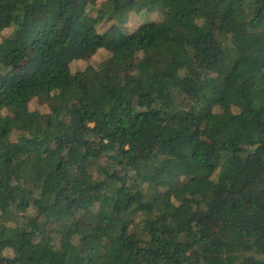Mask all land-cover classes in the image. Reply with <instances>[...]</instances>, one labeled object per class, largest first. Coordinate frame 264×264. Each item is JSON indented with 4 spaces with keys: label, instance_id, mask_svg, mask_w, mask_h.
<instances>
[{
    "label": "trees",
    "instance_id": "16d2710c",
    "mask_svg": "<svg viewBox=\"0 0 264 264\" xmlns=\"http://www.w3.org/2000/svg\"><path fill=\"white\" fill-rule=\"evenodd\" d=\"M0 38V264H264V0H0Z\"/></svg>",
    "mask_w": 264,
    "mask_h": 264
},
{
    "label": "rangeland",
    "instance_id": "374dc122",
    "mask_svg": "<svg viewBox=\"0 0 264 264\" xmlns=\"http://www.w3.org/2000/svg\"><path fill=\"white\" fill-rule=\"evenodd\" d=\"M133 13V14H132ZM132 14V15H131ZM129 18H127V21L124 23V26L122 28L123 33L131 34L135 32L139 26L144 23H150V22H156L161 20L162 14L156 11H143L140 14L136 13L135 11L131 12L128 15ZM114 25V22L111 20L106 19L103 21L102 24L98 26V31L100 32H107L110 33L111 35V27ZM2 39L0 38V41ZM106 49H101L94 57L92 60H88L86 57L83 60L75 61L73 64V70L76 69H85L89 64H97L98 62H101L107 55L105 51ZM29 214H33V212H28ZM28 214V215H29Z\"/></svg>",
    "mask_w": 264,
    "mask_h": 264
}]
</instances>
